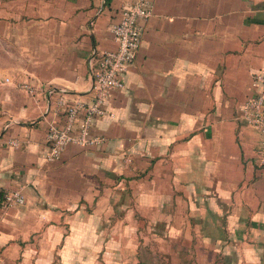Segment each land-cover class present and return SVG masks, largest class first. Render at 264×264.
I'll use <instances>...</instances> for the list:
<instances>
[{
    "label": "crops",
    "instance_id": "obj_1",
    "mask_svg": "<svg viewBox=\"0 0 264 264\" xmlns=\"http://www.w3.org/2000/svg\"><path fill=\"white\" fill-rule=\"evenodd\" d=\"M125 1L0 0V190L25 198L0 204V262L264 264V168L238 111L264 74V0H151L111 116L91 122L105 141L44 160L62 115L15 83L89 102L86 56L115 47Z\"/></svg>",
    "mask_w": 264,
    "mask_h": 264
},
{
    "label": "built area",
    "instance_id": "obj_2",
    "mask_svg": "<svg viewBox=\"0 0 264 264\" xmlns=\"http://www.w3.org/2000/svg\"><path fill=\"white\" fill-rule=\"evenodd\" d=\"M151 0H127L121 5L118 20L107 25L115 47L99 50L91 47L86 56L89 77L88 91L92 95L89 102H83L70 95L64 87L55 88L29 81L16 82V86L28 95L43 94L45 112L62 115L60 123L50 120L45 132L46 162L59 159L68 145L80 147L98 146L105 141L101 135L90 132L91 122L96 116H111L104 108V102L113 89L124 87L122 75L133 61L139 48L144 24L151 16ZM8 76L0 75V84L9 83ZM250 94L239 104V117L258 135L255 163L264 168V74L255 72L249 80ZM54 96V104L49 106V98ZM10 145H16L14 139ZM25 198L20 188L0 190V204L3 207H18ZM0 264H3L0 262Z\"/></svg>",
    "mask_w": 264,
    "mask_h": 264
},
{
    "label": "rangeland",
    "instance_id": "obj_3",
    "mask_svg": "<svg viewBox=\"0 0 264 264\" xmlns=\"http://www.w3.org/2000/svg\"><path fill=\"white\" fill-rule=\"evenodd\" d=\"M4 1V0H3ZM145 236H143V235H140V234H136V241H137V243H138V246H141V244L140 243H142V240H143V238H144ZM148 252V251H147ZM151 253V252H150ZM157 256V255H156ZM152 254H150V256H149V259H150V261L151 260H153L152 259ZM216 258V257H215ZM157 259V258H156ZM157 262V261H156ZM157 264V263H156ZM163 264H165L164 262H163ZM214 264H221L218 260H217V258L215 259V262H214Z\"/></svg>",
    "mask_w": 264,
    "mask_h": 264
}]
</instances>
